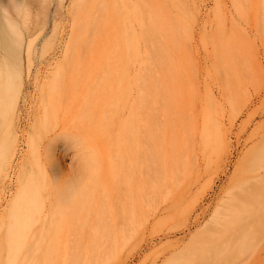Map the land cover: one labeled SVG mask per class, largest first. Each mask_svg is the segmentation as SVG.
I'll return each mask as SVG.
<instances>
[{"label":"rangeland","instance_id":"rangeland-1","mask_svg":"<svg viewBox=\"0 0 264 264\" xmlns=\"http://www.w3.org/2000/svg\"><path fill=\"white\" fill-rule=\"evenodd\" d=\"M40 1L17 25L31 68L22 50L18 96L0 102V142L20 115L0 210L28 183L35 208L17 235L0 219V264H264V196L232 180L264 172V0H189L150 63L110 52L101 0ZM229 201L235 214L216 215Z\"/></svg>","mask_w":264,"mask_h":264},{"label":"bare ground","instance_id":"bare-ground-1","mask_svg":"<svg viewBox=\"0 0 264 264\" xmlns=\"http://www.w3.org/2000/svg\"><path fill=\"white\" fill-rule=\"evenodd\" d=\"M37 1L41 4L40 0ZM28 2L29 0H0V102H3V106L6 102L12 105L15 96L16 98L18 96L15 95L16 83L13 84L11 79L15 77L21 82L20 70L18 67L14 68V66L20 65L22 50L26 55L28 72L32 65L30 43H27L26 40L28 30L17 27L18 24H25L29 18ZM188 2L189 0H101L103 25L107 34L106 43L110 52L113 54L119 52L142 54L148 63H150V56L165 59L167 53L170 54L173 49L170 45H160L157 42L168 41L176 33L173 23L177 20L172 12L183 10ZM88 12L89 10L85 8L83 15L87 16ZM45 19H41L39 22H45ZM204 27L202 26V28ZM81 34L80 32L79 35ZM192 48L197 51L196 45H193ZM172 72V69L163 72L160 85L156 86L155 84V88L159 92H163L168 87L169 73ZM17 111L9 117L6 133L0 142V172L4 171L5 168L8 170L16 166L14 157L20 122V115ZM54 127L55 125H53ZM56 132L54 130L48 134V139H54ZM263 179L264 172L255 176L245 175L241 166L235 169L232 178L238 183V188H243L248 192L253 191L252 193L258 196H264V190L256 189V182ZM28 184L17 189L7 209L0 210V219L8 217L11 234L17 235L29 227L25 218L29 209L33 210L35 208V202L30 184L29 186ZM2 191L0 185V196ZM237 194L231 192L229 196L234 198ZM186 195H188V188L184 185L176 192L168 216L181 212V205ZM235 206L231 201L225 202L222 204V209L217 210L216 215H233L237 210ZM15 241L14 238L8 240V249L13 257L16 256V252L19 250V245L15 244ZM77 257L74 252L68 262L59 263L82 264V261ZM155 262L156 260L152 264H155ZM30 264H49V262L46 259L31 258Z\"/></svg>","mask_w":264,"mask_h":264}]
</instances>
